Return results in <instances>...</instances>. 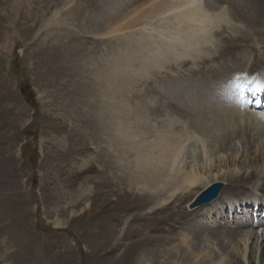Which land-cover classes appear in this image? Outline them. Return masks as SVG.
Wrapping results in <instances>:
<instances>
[{"label": "rangeland", "instance_id": "1", "mask_svg": "<svg viewBox=\"0 0 264 264\" xmlns=\"http://www.w3.org/2000/svg\"><path fill=\"white\" fill-rule=\"evenodd\" d=\"M238 1L228 8L233 14L241 5ZM219 4L226 8L229 2ZM156 5L153 0H0V139L4 138L7 128L13 142L12 185L11 189L4 190L5 196L0 195V212L4 210L0 213V224L9 219L13 226L9 232L12 254L8 264H123L121 257L117 261L115 257L124 252L127 264H153L148 259L138 263L139 239L141 236L145 240L153 238L157 224L161 221L166 224L171 219L178 229L166 236L176 238L168 245L151 244L150 249L166 247L165 252L173 253L178 246L186 251L182 247L186 239V224L182 223L185 222L184 210L189 205L188 201L164 210L163 215L167 217L161 219L158 211L154 210L155 198L140 199L141 204L131 206L133 210L124 212L114 223L115 232L109 230L110 217L115 210H120L118 204L128 202L121 196L124 192L116 190V184L109 180L111 137L116 139V146L129 148L128 154L131 151L124 164H128L127 167L136 163V166L139 165L141 162L136 159V152L149 148L154 138L152 133L157 131V126L163 125L160 123L165 122L163 117H171L175 127L186 122L188 125V117L182 116L178 109V105H183L179 98L188 97V92L183 89H194L196 95H199L198 90L205 93L207 87H203L202 80L214 75L209 79L214 85L216 77L217 82L224 81L232 72L228 69L224 74L204 73L203 70L216 61L191 60L196 56L216 54L213 47L222 43L227 35L229 28L223 29L222 25L229 17L223 16L219 23L217 15H214L217 21L208 30L201 25L171 21V30L168 31L162 28L164 25L159 26L154 17ZM144 10H152V18L147 20L146 16L138 20ZM237 14V18L242 19L241 14ZM242 22L245 25L243 19ZM145 24L147 28L140 29ZM118 25L135 28L132 32H125L126 36L121 33L112 37L109 33ZM181 25L188 30L183 37L184 42H177L175 32L181 29ZM206 32L214 35L206 37ZM187 42L191 46H187ZM197 44L201 45L196 47ZM176 47L182 49L176 50L177 55ZM161 55L168 59L164 61ZM171 55L174 60L185 61L178 68L171 67ZM158 57L160 61L162 59L159 64L155 62ZM190 61L194 66L190 65ZM190 67L194 68V72L191 73ZM243 70L239 68V71ZM21 88H26L25 93ZM156 107L163 115L154 113ZM170 107L172 109L169 110ZM178 118L182 120L176 124ZM107 125L111 126L107 128ZM150 131L151 134L148 133ZM119 138H125L126 143H119ZM189 149L193 152V148ZM189 149L186 147L180 157ZM143 157L141 155L139 159ZM190 160L188 155L184 162ZM140 165L145 166L146 162ZM136 173V176L141 175V179L144 176L139 170ZM0 176L4 174L0 173ZM136 176H129V185H134ZM132 179L135 181L131 182ZM108 182L115 187H108ZM151 189L152 186H149L146 191ZM222 189L218 197L223 193ZM132 192L138 191L132 189ZM6 193L12 194L11 197H7ZM235 193L264 198V189L247 188ZM224 198L211 218L199 215L198 222L206 227V232L200 233L197 252L215 250L222 239L234 235L239 224L247 223L242 221L245 214L264 208L259 204L247 207L244 214L241 212L238 215L239 221L235 218L231 220L222 216V211L228 210L227 198ZM205 205L211 206V203L197 207L200 209ZM220 212L221 217L216 218ZM136 213L139 219L132 220ZM253 229L258 230L260 236L264 234V227L260 230L255 226ZM5 231H0V264H7L3 247L7 238ZM241 234L242 231L236 239ZM235 242L230 243L229 249ZM192 257L193 261L197 258ZM261 258L264 259V247ZM261 258H256L258 264H262ZM176 260L180 261L174 264H181L179 254L173 258V261ZM251 264H255L252 259Z\"/></svg>", "mask_w": 264, "mask_h": 264}, {"label": "bare ground", "instance_id": "2", "mask_svg": "<svg viewBox=\"0 0 264 264\" xmlns=\"http://www.w3.org/2000/svg\"><path fill=\"white\" fill-rule=\"evenodd\" d=\"M236 1L238 0H218V2L216 0H153V4L157 3L153 11L156 12H154V17L157 18L159 26L164 25L162 28L168 31L171 30V21H177L178 23L187 22L193 25H201L205 26L208 30V28L210 26L213 27L214 22L217 21V19H215L216 16L214 17V15H217L219 23H221L223 16L229 17V20L222 25L223 29H225L226 27L229 28V31L227 30V35H225L223 41L221 40L222 43L217 44L213 47L215 48L216 54H205L201 55L200 57L196 56L194 58L190 56V58H192L191 60H201L203 62L216 61L214 65H211L204 69V73L209 72L210 74H224L228 69H232V72H230L227 76H232L233 73L237 74L244 72H248L249 75H252L255 72L261 73L264 71V0L238 1L239 3H241V5L237 13L241 14L240 17L243 19L245 25L242 24V19L237 18V16L235 15L237 13L233 14L232 11L228 9L229 6L235 5L234 2ZM221 2H229V5H227V7L225 8L224 6H221L222 4H219ZM153 11H142L141 13L144 12V14L139 16L138 20H141L146 16L147 20L148 18H152L151 14L153 13ZM166 20H168L167 23L165 22ZM187 23L185 24L187 25ZM127 24L128 23H126V25ZM154 27L156 29V25ZM134 28L135 27L129 28V26H127L126 28V26L124 25H118L113 28L109 34H111V36L119 35L121 33L125 34V32L134 30ZM144 28H147V24L142 26L140 29ZM184 28H182L181 25V29L175 32V34L178 35L177 38H175L177 42L183 41V37H185V35L187 34L188 29L186 30ZM192 28L189 29L192 30ZM108 30L106 32H108ZM202 33H204V31ZM130 34L132 36V33ZM209 34L211 33L206 32V37ZM175 36L176 35H173V37ZM187 39L188 38H186V40ZM186 44L187 46H191L189 42H187ZM204 44L206 45V43ZM199 45L201 44H197L196 47ZM241 47H245V49H241ZM213 48L210 47V49ZM177 49H179V47H176L175 52ZM180 50L182 49H179V51ZM201 51L203 50L201 49ZM177 54L178 52H176L175 55ZM182 55L184 54H181V56ZM168 56L170 55L168 54ZM161 58L164 61L168 59L166 57V59H164L162 55ZM155 60L154 61L158 64L161 62L159 57ZM183 61H185V59L179 61L176 58L174 60L172 56V64L169 65L171 67L176 66V68H178L179 66H181ZM190 65L194 66L191 61ZM239 68H244V70L239 71ZM189 69L191 73L194 72V68L190 67ZM178 70L180 71V69ZM196 75H198V73ZM213 77L214 75L212 77L210 76L208 79L202 80L201 83L203 84V87H207V92L205 93H203L202 90H198L199 95H196L197 92L194 89L193 91L189 90L188 88L187 91L183 89V91H185L186 93L188 92V97H184L185 99L179 98L182 101L181 103L183 105H178V109L182 116L188 117V125L186 124L187 122L182 123V125H178L177 127L179 128H177L175 127L174 120L171 119V117H168L170 119H165L163 117L162 119L165 121L164 123H160V119L158 120L160 125H163L157 126V131H155V133H152L154 138L151 140L149 148H145L144 150L138 149L139 152H136V159L141 162L140 164L146 162L145 166H141L140 164V166H136V163L134 166L130 165L129 167H127L128 164H124V161L126 157L131 154V151L128 154L127 149L129 150V148L122 149V146L119 144L118 146H116V139L111 137L108 149L110 167L109 180L110 183L116 184V190L118 189L119 192L121 190L124 192V194H122L121 196L128 200V202L125 204L123 202L119 203L118 207L120 208V210H115V213H113L110 217V232H115L114 223L121 216H123V214H125L124 212H129L130 210H133L132 207L141 204L140 199L146 200L155 198L156 202L154 204V210L156 209V211H158V215L161 216V219L167 217V215H163V212L164 210L170 209L171 206L180 204L182 205V203L185 201H188L189 204L186 206V209L183 207V209H185V218L182 217V220L184 218L183 221H185L182 224H186V226H184V228L186 229V232L184 234L186 236V239L183 240L182 247L185 248L186 251H183L182 248L179 249L178 246H176V249L173 250V253L168 251L165 252L166 247L165 249H150L151 244L168 245L170 241H173L176 238L175 236H166L167 234H171L176 229H178L177 226L172 223V219L166 224L164 223L165 221H161L154 229L155 235L154 237L152 236L153 238L150 237L149 239L147 238L145 240V237L140 235V254L138 263H143L145 259H148L150 261H153V264H174L180 261H173V258L177 257V254H179L181 256V264H240L241 261L244 264H251V259L253 263L255 262V264H258L259 261H257L256 258H261V256H263L264 234L260 236L258 230L253 229L255 225L250 224V226L247 227L248 223H242V225L239 224V228L236 229L234 235L229 239H222L223 241H221L222 243L219 244L220 246H218V248L215 249L213 247L215 250L202 252L199 250L197 252V250L200 248L199 242L201 241V238H199V236L203 234V232L205 231L204 229L206 228L204 225L198 222V217L200 214H204L206 216H210L211 218V215H213L215 211H217V207H220L222 198L224 196L225 198H227L226 202L228 203V210L222 211V216H228L231 220H233V218L237 219L238 215H240L241 212L244 214L250 206L256 207L258 204L259 206H264V198L260 196H242L235 193L244 191L247 188L252 190L264 189V120H261L260 118V113L263 111L262 109L256 110L253 108L242 110L230 100L229 103L225 99L224 94L221 92L224 85L223 81L217 82L218 77H216L214 79V85L216 86L215 87L209 81V79ZM233 83L235 85V82ZM229 88L231 89L232 85H230ZM171 96L175 97L173 95ZM177 98L178 97H176V100ZM183 101L185 103H183ZM156 108L157 109H155L154 113L157 116L163 115L159 111V108ZM170 109L172 108L170 107L169 110ZM172 115L174 114H171V116ZM178 120L180 121L182 120V118L176 119V124H178ZM156 124H154L153 126H156ZM110 126L107 125V128ZM149 129L151 130V128ZM144 133L146 134V132ZM148 133L151 134V131ZM10 135L11 134H9V130L6 128L4 138L2 140L0 139V144L2 145L0 146V173L4 174V176H0V195L2 194L3 196H5L4 190L6 188L8 189V187L11 189L12 185L11 148L13 142L12 136ZM117 140L121 144L126 143L125 138H119ZM186 147L188 149L193 148V152L189 149V151H185L183 153V156L180 157L182 151ZM141 155L144 157L142 159H139ZM188 155L191 156L190 162H184L185 158L188 159ZM181 163H183V166H181ZM138 170L144 174L142 179L139 178V176L141 175L136 176V172ZM129 176H136V182L133 186L128 184ZM135 180L132 179L131 182H134ZM110 183L108 182V187L113 188L114 185ZM149 186H152V189L150 191H146L147 187ZM127 187H129L130 189H127ZM222 187L223 193L218 197L220 189ZM132 189L138 192H132ZM211 190H214L216 191V193H218L208 202L209 204L211 203V206L205 205L198 209L197 206L207 204H200L199 198L206 191ZM216 193L214 192L213 195ZM11 195L12 194L6 193L7 197H11ZM125 199L123 200L125 201ZM177 200L179 201V204H175ZM193 200L195 201L193 202ZM2 203H4V201H2ZM195 209L197 210L194 211ZM2 211L4 210L2 209ZM10 212L12 213V211ZM7 214L9 215V212ZM8 215L6 216L8 217ZM10 216L12 217V215ZM218 217H221V212L216 215V218ZM136 218L139 219V217H137V213L132 216V220ZM8 220L5 219V221L7 222L4 224H0V226L4 225L3 228L0 227L1 233H3V229H5L6 231L4 234H7L6 240H4V242L2 241L4 243L3 247L5 248L4 260L6 263L10 259L12 254V241L10 240L11 238L9 232L13 230V226ZM237 220L239 221V219ZM165 226L168 228H165ZM127 231L125 232V234L127 233ZM241 231L242 234L240 238L236 239V235ZM1 235L3 237V234ZM119 240L122 241L121 237ZM233 241H236L235 245L232 249H229L230 243ZM125 253L126 252H124L120 256H116V261L121 257L120 259L123 261V264H127V259L124 257ZM192 255L194 256V258L197 257L195 261L192 260ZM217 258L219 259V261H215V259ZM260 260L262 264H264V259L261 258Z\"/></svg>", "mask_w": 264, "mask_h": 264}, {"label": "snow or ice", "instance_id": "3", "mask_svg": "<svg viewBox=\"0 0 264 264\" xmlns=\"http://www.w3.org/2000/svg\"><path fill=\"white\" fill-rule=\"evenodd\" d=\"M244 76H248V73H243ZM239 79V77H237ZM252 82L256 84L255 88L249 86V88L245 89V92H250L253 96H259L260 93L264 92V81L258 80L256 77H252ZM236 85H233L235 87ZM256 102L261 103L264 100H257ZM261 120H264V112L260 113Z\"/></svg>", "mask_w": 264, "mask_h": 264}, {"label": "water", "instance_id": "4", "mask_svg": "<svg viewBox=\"0 0 264 264\" xmlns=\"http://www.w3.org/2000/svg\"><path fill=\"white\" fill-rule=\"evenodd\" d=\"M215 191L211 190V191H206L204 194H202V196L199 198L200 199V203H205V202H209L212 197H214L213 193Z\"/></svg>", "mask_w": 264, "mask_h": 264}, {"label": "trees", "instance_id": "5", "mask_svg": "<svg viewBox=\"0 0 264 264\" xmlns=\"http://www.w3.org/2000/svg\"><path fill=\"white\" fill-rule=\"evenodd\" d=\"M21 89H22V92H24V93H25V89H26V88H21ZM27 100H28V98H27Z\"/></svg>", "mask_w": 264, "mask_h": 264}]
</instances>
